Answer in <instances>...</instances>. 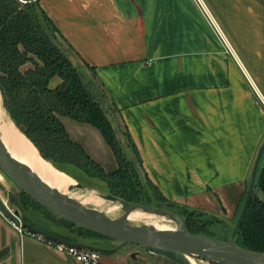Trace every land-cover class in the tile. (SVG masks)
Here are the masks:
<instances>
[{"label":"crops","instance_id":"0c3cea01","mask_svg":"<svg viewBox=\"0 0 264 264\" xmlns=\"http://www.w3.org/2000/svg\"><path fill=\"white\" fill-rule=\"evenodd\" d=\"M201 1L226 43L196 0L38 4L70 45L72 61L94 67L163 196L229 220L264 139V0ZM67 118L60 117L70 138L106 170L115 168L98 130L72 118L68 127ZM101 254L103 264H122L121 256ZM162 256L128 264H174ZM0 264L79 263L0 212Z\"/></svg>","mask_w":264,"mask_h":264},{"label":"trees","instance_id":"16d2710c","mask_svg":"<svg viewBox=\"0 0 264 264\" xmlns=\"http://www.w3.org/2000/svg\"><path fill=\"white\" fill-rule=\"evenodd\" d=\"M56 36L63 45L56 40ZM69 50L70 45L39 7L38 0H0V96L14 125L33 143L39 155L57 169L75 178L78 171L86 177L104 180L112 194H117L129 202L149 201L148 196L152 195L139 192L141 179L137 166L121 149V143L116 136L112 119L116 118L115 112H118V108L113 106L104 93L101 83L96 79L94 67L85 62L80 63L82 66L74 63ZM52 77H57L55 84L50 83ZM61 116H68L96 128L113 152L116 167L106 170L85 151L82 144L70 138ZM124 130L129 149L135 156L136 164L142 169L147 184L165 203L176 206L173 210L185 220V229L191 233H204L210 237L221 238L216 230H207L204 222H197L203 217L202 220L208 223L211 220L208 215L218 216L217 214L201 208L182 206L163 196L146 176L138 150L125 127ZM261 155L249 205L233 240L239 246L264 253V199L257 192L260 190L264 193V162L260 160ZM243 189L237 209L229 219L233 221L225 230L226 238L241 207L246 190L245 187ZM15 197L17 198L12 203L19 209L22 222L68 241L109 247L107 242L112 238L62 217L69 225V234L60 235L47 230L36 223L35 214L26 209V203L27 200L31 201L33 204L30 205L36 209L45 207L20 189Z\"/></svg>","mask_w":264,"mask_h":264},{"label":"water","instance_id":"95a60500","mask_svg":"<svg viewBox=\"0 0 264 264\" xmlns=\"http://www.w3.org/2000/svg\"><path fill=\"white\" fill-rule=\"evenodd\" d=\"M264 149V139L258 145L253 163L249 171V177L245 186V193L241 201V207L236 216V220L229 230L228 237L221 239L210 237L204 233H191L185 229V220L172 210H166L157 206H150L144 203H131L123 198L110 193H100V196L107 200H116L122 208L119 217H109L99 209L90 206L80 205L72 197L65 195L56 187L50 186L38 177L31 168L24 162L9 154L4 142L0 139V170L6 177L15 183L29 197H32L46 209L72 223L90 229L96 233H101L107 237L118 240L112 247L95 246L87 242L68 241L59 236H55L43 229H37L28 223L21 222L20 226L31 233L50 239L53 242H62L65 245H73L78 248H88L103 254L114 252L116 248L130 241L142 246L143 250L154 254H162L170 260L180 264H190L184 258L185 253L201 255L209 261L219 264H264V253L252 251L244 246H239L234 242L235 231L241 223L243 214L249 205V200L253 192L255 172L259 163V158ZM75 187H81L77 181ZM139 208L152 213H161L169 219L175 221L174 228H154L152 225L134 224L124 220L127 213ZM0 212L9 220H16L18 212L15 208L11 210L0 198ZM131 255H134L132 252Z\"/></svg>","mask_w":264,"mask_h":264},{"label":"rangeland","instance_id":"374dc122","mask_svg":"<svg viewBox=\"0 0 264 264\" xmlns=\"http://www.w3.org/2000/svg\"><path fill=\"white\" fill-rule=\"evenodd\" d=\"M18 1L24 2L25 0H18ZM55 38H56V40L58 42H61V44H62V41H61L60 38H58L57 36ZM77 63L80 64V62H77ZM26 64H28V63H26ZM53 78H56V77H53ZM0 109L4 113V116L9 119L10 116L5 111V109H4L3 105H2L1 96H0ZM6 113H7V115H6ZM67 119L68 120H66L65 124H66V126L69 127V124H68L67 121H73V120H71L70 118H67ZM10 120H11V118H10ZM112 122L114 124V130L116 131V136L119 138V141L121 143V147H122L121 149L123 151H125L126 155H128L132 159L133 164H135V166H137L138 176H139V179H141L140 180L141 184H140L139 192L140 193L144 192V193L152 195V196H148V197H150L149 201H147L145 203L142 202L143 200L140 201V202H131V203H137V204L144 203V204H147V205H150V206H157V207L166 209L168 211L172 210V211L175 212V210H173V209H176V206H172L170 204L165 203L160 198V195H158V193L151 186H149V184H147V182L145 180L146 178H144L142 169L138 166V164H136L135 156L132 154V151L129 149L127 137L125 136V130H124V127L121 125V122H119L117 120V118L112 119ZM83 124H86L87 126L91 127L94 131L97 132L96 128H94L93 126H91V125H89L87 123H83ZM16 128H18V127L16 126ZM263 160H264V156H263ZM76 175H77V178L73 177L72 175H70V176L73 178L74 181L79 182L81 184V187H75V185L73 184L70 187L71 189H74V190H77V191L81 190L80 192H83L84 190H92L94 193L97 192L96 194H100V193H110V194H112V191L109 190V188L107 186V183L104 180H100L99 178L96 179V178H92V177H86L84 175H81V173H79L78 171H76ZM18 191H19V188L15 185V183L10 181L6 177V175L0 170V198H2V200L5 202V204L7 205V207L10 210L12 208L16 209V211L18 212V218L22 222L21 213L19 212V209L16 207V204L13 205V203H12L13 200L17 198L15 196L17 195ZM257 192L260 195V197H262L264 199V193H262L260 190H257ZM115 195H117V194H115ZM103 199H104V202H109V200H107L105 198H103ZM30 202H29V200H27L26 204H28V205H26V209L33 211V213L35 214L34 220L36 221V223L38 225H40V226L42 225L47 230H49L51 232H54V233H58L60 235L63 234V233L69 234L68 233L69 225L65 221H63L61 219V216L59 217V215H57L56 213L54 214L53 212L48 211L45 208H41L40 207V208L36 209L34 206L30 205V204H33V203H30ZM115 202L118 204V207H117L118 209H117L116 213H114L113 215L114 216H116V215L119 216L123 212L122 210H124V208H122L120 206L118 201H115ZM155 218L158 221H160V222H162V223H164V224H166L168 226H170V225L171 226H175V221L172 220V219H169L166 216L163 217V216L155 215ZM202 218L203 217H201L200 220L198 219L197 222L198 223L199 222L200 223L204 222L205 223L204 225L207 226V230L213 231V229H214V231L216 230L218 233H220L221 239H225L226 238L227 234L225 233V230H226V228H228L230 226V224L233 221V219L232 220H224L222 218H218V216H216V215L209 214L208 215V219H211V220H208V223H207V222H205V220H202ZM136 223H138V222H136ZM138 224L141 225V224H144V222L143 221H139ZM117 243H118V240L114 239V238L110 239L107 242L109 247H112L113 245H115ZM132 252L134 253V255H131ZM187 254L193 259L192 261H193L194 264H201L202 262L204 264H219V263H217L215 261L214 262L213 261H209V260L205 259L204 257H202L201 255L199 256V255H194V254H189V253H187ZM109 256L113 260L114 259H118L121 256L120 259L122 261L120 263H122V264H128L129 261H131V260H135V261H138V262H140V261L141 262H143V261L152 262L153 260L157 261V259H160V258L164 259V257L161 254H158V253L154 254V253H150L148 251H145V250H143L141 245H139L137 243H134V242H130V241H128V242L122 244L121 246H119L118 248H116L114 250V252L109 253ZM198 260H200V261H198ZM171 262H173L174 264H180V263H177V262H175L173 260Z\"/></svg>","mask_w":264,"mask_h":264},{"label":"bare ground","instance_id":"6f19581e","mask_svg":"<svg viewBox=\"0 0 264 264\" xmlns=\"http://www.w3.org/2000/svg\"><path fill=\"white\" fill-rule=\"evenodd\" d=\"M0 139L4 142L9 154L13 155L23 163L25 162L38 177H40L44 182H47L50 186L56 187L59 191L72 197L82 206L85 205L99 209L104 215L109 217L117 216L113 215L118 209V204L115 202L116 200L104 202V199L100 196V194H96L97 192L94 193L92 190H84L83 192H80L81 190L77 191L71 189V185L75 182L73 178L64 171L57 169L47 159L40 156L33 143L30 142L24 133L16 128L10 118L8 119L4 116L1 109ZM155 215L163 217L166 216L157 212L152 213L142 209L140 210L139 208H133L127 213L124 220L134 224H138L139 221H143L144 224L152 225L154 228H174V226H168L158 221L155 218ZM184 258L188 261V263L194 264L192 261L193 259L187 253L184 254Z\"/></svg>","mask_w":264,"mask_h":264},{"label":"built area","instance_id":"2783aa9c","mask_svg":"<svg viewBox=\"0 0 264 264\" xmlns=\"http://www.w3.org/2000/svg\"><path fill=\"white\" fill-rule=\"evenodd\" d=\"M196 3L199 5L201 11L203 14L208 18V20L212 23L215 31L219 34V36L224 41L223 35L221 32H218V29L215 25L214 19L211 17L207 7L205 4L202 3L201 0H196ZM16 220H10V223L17 227L19 231H23L25 233L29 232L28 230L24 229L22 226H20L21 221L18 218V215L16 216ZM31 233V232H29ZM34 234V233H31ZM39 240H44L46 243L50 244L54 248H57L61 251H64L65 253H68L70 256L72 255L73 258L79 263V264H100V254L101 252H97L88 248H78L73 245H65L62 242H53L50 239H46L42 236L34 234ZM201 260V259H200ZM198 260V261H200ZM201 264H204L203 262Z\"/></svg>","mask_w":264,"mask_h":264}]
</instances>
